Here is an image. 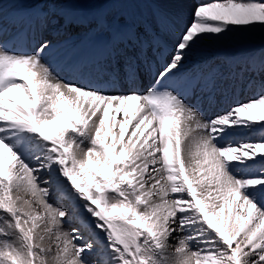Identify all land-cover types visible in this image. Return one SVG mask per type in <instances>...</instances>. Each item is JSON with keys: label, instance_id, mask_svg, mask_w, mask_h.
Returning a JSON list of instances; mask_svg holds the SVG:
<instances>
[{"label": "snow or ice", "instance_id": "snow-or-ice-1", "mask_svg": "<svg viewBox=\"0 0 264 264\" xmlns=\"http://www.w3.org/2000/svg\"><path fill=\"white\" fill-rule=\"evenodd\" d=\"M165 2L38 0L0 23V264H264V49L182 75L204 34L264 28V0L199 4L182 30ZM53 35L95 55L57 70ZM237 86L251 98L206 118Z\"/></svg>", "mask_w": 264, "mask_h": 264}, {"label": "bare ground", "instance_id": "bare-ground-1", "mask_svg": "<svg viewBox=\"0 0 264 264\" xmlns=\"http://www.w3.org/2000/svg\"><path fill=\"white\" fill-rule=\"evenodd\" d=\"M37 1L38 0H33L30 2V1L26 0L25 5H23V6H25V7L29 6L28 8H32ZM171 1L177 2L176 0H171ZM171 3H168V7L170 6L169 4H171ZM85 4H87L86 1L84 2V5ZM166 5L167 4H165V6ZM188 5L189 4H187L186 7ZM191 7L193 8V6H191ZM32 9H33V15H34L35 12L37 10H39V7H35ZM186 9L187 8L183 9L182 12L185 13L184 11ZM64 10L67 12H72L74 10H84V9H73L70 5H67ZM148 10H149V8L147 9V11ZM172 11L173 10H171V13H172ZM10 12L11 11H8L7 13H10ZM117 12H119V11H117ZM126 12L131 14V15L137 16V17L140 16L141 14H143L142 10L139 7L126 8ZM179 15L181 16V18L186 19L185 24L187 26L190 23V21H189L190 16L188 17V14H187V16H184L185 14H182V15L179 14ZM175 25H176V23H175ZM184 26L185 25H183L182 23H178L176 25V29L178 30L179 27H180V29L185 28ZM62 39L65 41V40H68L69 38L64 37V36L53 35L52 42H53L54 47L45 56L46 61L52 67H53V65L59 64V62L62 64V62H66L67 60L72 61L71 57H74L78 53L81 54L82 57H84V56L88 57V56L94 54L93 52H90L91 51L90 49H85L86 48L85 45H80L79 47H77V50L71 51L72 49H71V46L69 43H65V42L62 44L59 43V42H62ZM56 43H58V44H56ZM169 44H171V42H169ZM213 48H214L215 52L213 54H210L209 51H210V49H213ZM61 49H62V51H60ZM261 49H264V28H261L258 25L252 26L250 30L246 31V39L245 40H240L237 37H234V34L231 32H228L227 34H220L219 38H216L213 34H204V38L199 39V42L197 43L196 47L193 49L195 54H193V53L191 54V56H190L191 59H189V61L187 62V65L185 67H191V73L192 72L197 73V72H201V71H206L207 69H209V67L211 66V64L214 61H216L220 58L223 61L221 64V66L223 67V66H225L224 64L226 62H227V65L230 63H233L236 60L240 59V57L243 55L248 56V59L253 57V56H257ZM59 56H60V59H58ZM65 57H66V59H64ZM68 63L69 62H67V64ZM227 65L224 69H221V70L227 72V70H228ZM227 92H228V90H227ZM250 98H248L247 94L242 93L237 101L233 100V102H231L230 107L234 106L238 102H245ZM205 99H207V98H205ZM118 119H122V115L119 116ZM240 130L244 131L245 129L241 128ZM129 131H131V129H129ZM245 131H247L246 135H244L243 133L242 134L238 133L236 136H234L232 138L235 140L246 139L248 137H253V135L256 134V132H252L249 130H245ZM49 202H51L53 205H57V201L55 200L54 197H50ZM59 206L67 207L66 204L59 205Z\"/></svg>", "mask_w": 264, "mask_h": 264}, {"label": "rangeland", "instance_id": "rangeland-1", "mask_svg": "<svg viewBox=\"0 0 264 264\" xmlns=\"http://www.w3.org/2000/svg\"><path fill=\"white\" fill-rule=\"evenodd\" d=\"M85 1H87L88 2V4H89V8H92L93 6L91 5V0H84V2ZM167 1V0H166ZM171 1V0H170ZM169 0L167 1V2H165V4H167L165 7H167V10L171 13V10H173L172 11V13H175V14H185L184 16H187V14H188V17H189V21H190V23L187 25V26H190V24H191V22L193 21V10L199 5V4H202V3H205L206 1V3H208V2H211V0L210 1H208V0H176L177 2H174V1H171L170 2ZM192 1V2H191ZM189 2V3H188ZM168 3H171V4H169L170 6L168 7ZM192 5H191V4ZM187 4H189L187 7H186V5ZM172 5V6H171ZM142 6H144V5H142ZM191 6H193V8L191 7ZM172 9H171V8ZM176 9H175V8ZM139 8L142 10V8H141V6H139ZM185 8H187L184 12L185 13H183L182 12V10L183 9H185ZM179 9V10H178ZM190 9V10H189ZM177 10V11H176ZM181 10V11H180ZM189 11V12H188ZM181 12V13H180ZM171 13V14H172ZM182 20V22H185V20L186 19H181ZM192 20V21H191ZM186 26V24H185V28L187 27ZM182 29H184V28H181L180 30H182ZM231 33H233L234 34V37H237L238 39H240V40H245L246 39V31H232ZM247 42V41H246ZM215 52V50H214V48L213 49H210V51H209V53L210 54H213ZM193 54H195L194 53V51L192 52ZM191 59V58H190ZM245 59H246V56H245V58L244 57H241L240 58V61L239 62H244L245 61ZM222 59L220 58V59H218L217 61H215L214 62V65H216V66H218V67H220L221 66V64H222ZM225 63V62H224ZM220 65V66H219ZM254 127L255 128H257L258 129V127H260L259 125H254ZM241 134L243 133L244 135H246V133H247V131H243V130H240L239 131ZM255 136H256V134H255ZM254 136V137H255ZM249 138H251V137H249ZM256 139V137L255 138H253L252 140H255ZM46 186V185H45ZM65 219H67V218H65ZM72 227H74V225H72V224H65V228H67V229H70V228H72Z\"/></svg>", "mask_w": 264, "mask_h": 264}]
</instances>
